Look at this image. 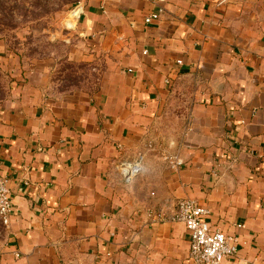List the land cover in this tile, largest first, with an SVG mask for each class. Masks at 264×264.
<instances>
[{"label":"crops","instance_id":"1","mask_svg":"<svg viewBox=\"0 0 264 264\" xmlns=\"http://www.w3.org/2000/svg\"><path fill=\"white\" fill-rule=\"evenodd\" d=\"M159 6L147 24L149 0L84 5L80 32L106 62L100 89L59 93L35 70L0 105L12 201L0 264H187L184 225L147 214L170 215L186 197L237 238L221 264H264V0ZM186 94L183 131L172 97ZM148 136L163 148L126 183L113 167ZM167 154L183 165L169 169Z\"/></svg>","mask_w":264,"mask_h":264},{"label":"rangeland","instance_id":"2","mask_svg":"<svg viewBox=\"0 0 264 264\" xmlns=\"http://www.w3.org/2000/svg\"><path fill=\"white\" fill-rule=\"evenodd\" d=\"M99 1L0 0V23L4 22L0 25V35H4L0 37V93L4 94L0 105L12 97L35 70L45 71L49 77L51 73L53 87L59 93L93 94L100 89L106 71L105 57L94 55L96 38L81 33L79 29L84 17V5ZM77 5H80L81 13L74 15L72 10ZM172 100L173 118L181 108L185 109L184 131L192 96L186 94L178 99V95H175ZM174 131V126L167 128L168 135ZM142 143V149L129 159H134L140 153L145 158L147 153L163 148V141L155 136L146 137ZM167 157L168 154L166 163L172 169ZM113 168L118 173L116 164ZM4 236L5 225L0 221V245Z\"/></svg>","mask_w":264,"mask_h":264},{"label":"built area","instance_id":"3","mask_svg":"<svg viewBox=\"0 0 264 264\" xmlns=\"http://www.w3.org/2000/svg\"><path fill=\"white\" fill-rule=\"evenodd\" d=\"M149 1L154 5V9L144 17V22L147 24L159 19L162 12L159 6L162 0ZM78 10H80L79 13H77ZM72 12L74 15H79L80 5H77ZM181 62V59L177 60V63ZM167 158L172 169H179L183 165V160L176 154L168 155ZM143 162L144 155L140 153L134 159L120 160L116 163V169L121 179L129 183L143 171ZM11 211L12 201L8 178L0 174V221L5 226L10 222ZM210 213L209 207L190 197L180 198L170 215H166L161 210L148 209L147 211L153 223L170 221L184 225L189 235L187 264H221L224 259L235 257L239 246L235 236L210 224L207 219Z\"/></svg>","mask_w":264,"mask_h":264},{"label":"trees","instance_id":"4","mask_svg":"<svg viewBox=\"0 0 264 264\" xmlns=\"http://www.w3.org/2000/svg\"><path fill=\"white\" fill-rule=\"evenodd\" d=\"M0 10H1V8H0ZM2 24H4V22H1V23H0V25H2ZM0 30H1V29H0ZM0 37L2 38V37H4V35H0ZM2 95H4L3 92L0 93V100L3 98Z\"/></svg>","mask_w":264,"mask_h":264},{"label":"bare ground","instance_id":"5","mask_svg":"<svg viewBox=\"0 0 264 264\" xmlns=\"http://www.w3.org/2000/svg\"><path fill=\"white\" fill-rule=\"evenodd\" d=\"M79 12H80V10L77 11V13H79ZM77 13H76V14H77Z\"/></svg>","mask_w":264,"mask_h":264}]
</instances>
